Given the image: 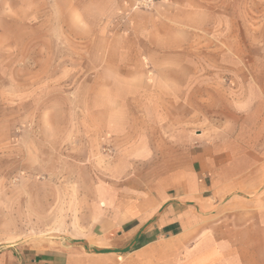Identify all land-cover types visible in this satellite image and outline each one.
<instances>
[{
	"label": "rangeland",
	"instance_id": "rangeland-1",
	"mask_svg": "<svg viewBox=\"0 0 264 264\" xmlns=\"http://www.w3.org/2000/svg\"><path fill=\"white\" fill-rule=\"evenodd\" d=\"M205 1L210 26L188 60L173 61L186 69L180 76L118 74L145 70L146 61L122 58L116 49L106 61V42H80L77 36L83 34L74 27L4 29L2 245L82 242L102 232L85 230L93 229L113 202L137 195L141 182L155 177L158 171L141 153L167 145L154 137L163 125L144 120L176 110L148 105L147 84L190 83L191 92L180 96L191 106L177 110L181 119L190 115L196 135L224 123L234 126L239 117V144L249 147L258 139L264 149V0ZM85 2L75 0L80 7ZM134 6L141 8L136 1ZM69 21L75 23L76 16L69 14ZM187 126L182 122L180 128Z\"/></svg>",
	"mask_w": 264,
	"mask_h": 264
},
{
	"label": "crops",
	"instance_id": "crops-1",
	"mask_svg": "<svg viewBox=\"0 0 264 264\" xmlns=\"http://www.w3.org/2000/svg\"><path fill=\"white\" fill-rule=\"evenodd\" d=\"M135 1L86 0L80 7L75 0H0V36L10 28L74 27L83 34L80 42H106V61L115 49L122 58L146 61L145 70L118 74H186L173 61L188 60L209 28L206 1L156 0L146 9H136ZM145 88L148 105L176 110L144 120L163 125L154 137L167 145L141 153L158 171L155 177L141 182L137 195L119 197L85 230L101 233L54 247L0 243V264H264V149L258 139L239 144V117L234 126L196 135L190 115L181 119L178 112L191 106L183 97L190 83ZM182 122L188 126L180 128Z\"/></svg>",
	"mask_w": 264,
	"mask_h": 264
},
{
	"label": "built area",
	"instance_id": "built-area-1",
	"mask_svg": "<svg viewBox=\"0 0 264 264\" xmlns=\"http://www.w3.org/2000/svg\"><path fill=\"white\" fill-rule=\"evenodd\" d=\"M151 3V0H136L137 6H140L143 9L150 7Z\"/></svg>",
	"mask_w": 264,
	"mask_h": 264
}]
</instances>
